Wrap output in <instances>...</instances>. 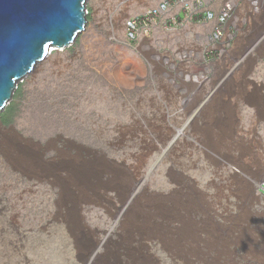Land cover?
Instances as JSON below:
<instances>
[{
	"label": "rangeland",
	"instance_id": "1",
	"mask_svg": "<svg viewBox=\"0 0 264 264\" xmlns=\"http://www.w3.org/2000/svg\"><path fill=\"white\" fill-rule=\"evenodd\" d=\"M91 2L85 30L19 82L0 120L46 147V159L59 150L76 155V146L97 151L95 157L132 177L129 198L122 203L109 192L104 206L80 203L72 210L59 204V186L29 180L0 155V264H98L126 240L127 213L144 194L169 209L178 195L186 203L199 195L210 214L183 206L199 230L182 234L180 222H168L170 248L182 251L146 239L142 264H264V62L251 69L249 52L233 68L226 52L212 68L157 22L137 46L126 38L129 15L119 4L107 3L106 10ZM187 74L199 79L186 85ZM239 78L242 84L233 83ZM241 86L256 93L257 107L230 95ZM237 175L249 184L246 198ZM77 230L84 239L78 246ZM127 255L117 253L116 263L139 264Z\"/></svg>",
	"mask_w": 264,
	"mask_h": 264
},
{
	"label": "bare ground",
	"instance_id": "2",
	"mask_svg": "<svg viewBox=\"0 0 264 264\" xmlns=\"http://www.w3.org/2000/svg\"><path fill=\"white\" fill-rule=\"evenodd\" d=\"M49 55L38 61L27 75L33 74L35 69L46 58H49ZM179 133L181 134L182 131H179ZM0 147L6 153L11 164L25 175L36 179H47L56 186H59L61 189L59 204L70 205L73 207L72 210L80 203L95 204L96 207L106 205L112 200L109 192L115 193L122 203L127 202L126 199L129 198L133 182L132 177L119 169V167L116 168L113 163H108L100 157H95V153H98L95 150L84 149L83 146H74L79 151L78 154L72 155L70 151L59 150L58 157L49 162L42 158L40 153L41 145L21 139L14 133L4 134L1 130ZM82 149L87 151L88 155L92 154L94 157L88 156L85 158L81 152ZM238 163V167L242 172H245L246 170L241 161ZM62 172H66L67 175L64 176ZM106 173L108 174L105 175ZM233 177L240 178L235 179L237 180L235 182H243L239 190H241V197L246 198L249 187L248 182L238 175ZM134 195L136 194H133L131 199ZM185 200L182 196L178 195L173 200L175 207L172 206L173 208L169 209L168 206L163 204V200L158 197H148L145 194L137 197L130 208L131 210L127 211V221L123 225V235L127 237L126 240L118 246L117 252L113 250L112 254L110 253L111 255L116 253L114 256H108V258L103 259L104 261L99 260L98 264H117L116 261L118 262L121 259L119 257L115 258L119 252L128 254L127 258L131 259L129 261L135 263L138 260L137 263L142 264L146 260V256L142 253L144 248H146V239L158 240L167 251L180 253L181 249L170 248V242L167 241L171 233V224L180 222L183 229L181 230L182 234L194 233V229L199 230L194 222H188L184 218L185 216L182 213L183 206L189 213L198 212L205 214V216L210 214V208L207 204L205 205L202 196H189L187 203L184 202ZM145 208H149V210L146 212ZM154 215L159 216L163 222L157 221L158 218H153ZM73 217L75 218V216ZM168 222H171V224ZM215 227L217 226H212V228ZM79 231L77 230V233L73 234L75 237L74 244L77 246L81 242H84ZM136 236L139 239H136ZM259 260L261 261L262 259L260 258ZM120 264L125 263L122 261Z\"/></svg>",
	"mask_w": 264,
	"mask_h": 264
},
{
	"label": "water",
	"instance_id": "3",
	"mask_svg": "<svg viewBox=\"0 0 264 264\" xmlns=\"http://www.w3.org/2000/svg\"><path fill=\"white\" fill-rule=\"evenodd\" d=\"M88 1L0 0V113L11 102L19 82L38 61L54 50L72 45L79 33L86 28ZM227 76L228 74L220 83ZM248 101L250 100L247 103ZM0 130L4 134L14 133L21 139L41 145L31 137L19 133L14 125L6 126L1 120ZM0 155L11 164L1 147ZM12 167L25 175L13 165ZM27 178L36 179L30 176ZM39 179L36 180L51 183L47 179Z\"/></svg>",
	"mask_w": 264,
	"mask_h": 264
},
{
	"label": "crops",
	"instance_id": "4",
	"mask_svg": "<svg viewBox=\"0 0 264 264\" xmlns=\"http://www.w3.org/2000/svg\"><path fill=\"white\" fill-rule=\"evenodd\" d=\"M161 1L162 0H93V4L91 2V6H94L93 9H96V7L99 8L105 5L104 8L107 10V3L109 5H115V3H117L119 4L121 11L127 13L129 16H132L144 13ZM204 1L205 10H211L217 14H220L223 11L227 3L233 5V9L230 11L228 20L224 25L225 31L223 39L217 43V47L225 49L224 53L227 52L228 65L233 68L240 66L249 52H253L254 54L253 58L249 61V63H247L251 69H255L262 62H264V0ZM88 9L91 8L88 6ZM170 13H177L182 19L180 25L176 26L173 30H170L175 35V40L182 45L183 49H186L187 47L186 50H190L189 53L191 54L192 52H200L202 54V61H204L203 64H207L209 66L212 65L213 68V64L224 56L223 55L220 59L213 62H208L205 58L207 50L211 47L210 36L214 32L217 21L193 19L189 17L180 5L177 4H174L171 7ZM167 16L168 15L166 14L163 15V17H160L156 21L157 24L163 25ZM165 32H167V30L163 27V36ZM152 33H154V28ZM157 33L160 34L159 29H157ZM141 43L142 39H140L136 45L138 44L137 46H139ZM190 57L192 56H188V58ZM186 61L187 59H184L183 63ZM171 68H173V65ZM184 76L185 75L182 76L181 82H184L186 85H192L195 82L186 81ZM233 83L240 85L243 83V79H234ZM180 93L185 97L189 92L181 91ZM231 94H235L236 98H243L245 101L250 100L252 101L251 106L253 105L254 107H257L255 102L257 99L255 92H249L246 88L241 86L232 88L230 95ZM262 114V112H259V116H262ZM213 115L215 117V115L220 114ZM230 138H232V136H230Z\"/></svg>",
	"mask_w": 264,
	"mask_h": 264
},
{
	"label": "built area",
	"instance_id": "5",
	"mask_svg": "<svg viewBox=\"0 0 264 264\" xmlns=\"http://www.w3.org/2000/svg\"><path fill=\"white\" fill-rule=\"evenodd\" d=\"M180 5L189 17L197 20H216L213 34L210 36L211 47L207 50L205 58L208 62L220 59L224 55L225 49L217 47V43L223 39L225 31V23L228 20L233 5L227 3L220 14L211 10H205L204 0H162L157 5L151 7L142 14L129 16L125 21V34L127 40L136 44L140 39L150 35L153 24L163 15H168L163 25L167 30H173L180 25L182 19L177 13H170L171 7ZM89 14V9L87 10ZM188 82L199 79L197 74H187L184 76ZM260 192L264 195V184L260 185Z\"/></svg>",
	"mask_w": 264,
	"mask_h": 264
},
{
	"label": "flooded vegetation",
	"instance_id": "6",
	"mask_svg": "<svg viewBox=\"0 0 264 264\" xmlns=\"http://www.w3.org/2000/svg\"><path fill=\"white\" fill-rule=\"evenodd\" d=\"M46 148V147H45ZM45 148L44 147H41V150H40V153H41V155H42V158L44 159V160H46V161H52V160H54V159H56L57 157H52V158H48V159H46L45 157H44V152H45ZM109 196H110V194H109ZM111 197V196H110ZM104 206V205H103Z\"/></svg>",
	"mask_w": 264,
	"mask_h": 264
},
{
	"label": "trees",
	"instance_id": "7",
	"mask_svg": "<svg viewBox=\"0 0 264 264\" xmlns=\"http://www.w3.org/2000/svg\"><path fill=\"white\" fill-rule=\"evenodd\" d=\"M88 15H89V14H88ZM88 18H89V16H88ZM4 121H5V123H7V124H8V123H9V121H10V119H9L8 117H6Z\"/></svg>",
	"mask_w": 264,
	"mask_h": 264
}]
</instances>
